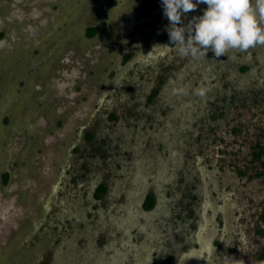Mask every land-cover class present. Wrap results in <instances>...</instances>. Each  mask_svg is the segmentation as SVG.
Wrapping results in <instances>:
<instances>
[{
    "label": "rangeland",
    "instance_id": "374dc122",
    "mask_svg": "<svg viewBox=\"0 0 264 264\" xmlns=\"http://www.w3.org/2000/svg\"><path fill=\"white\" fill-rule=\"evenodd\" d=\"M167 24L0 0V264H264V46L180 58Z\"/></svg>",
    "mask_w": 264,
    "mask_h": 264
},
{
    "label": "clouds",
    "instance_id": "9594fccd",
    "mask_svg": "<svg viewBox=\"0 0 264 264\" xmlns=\"http://www.w3.org/2000/svg\"><path fill=\"white\" fill-rule=\"evenodd\" d=\"M204 4L202 15L185 23L186 14ZM169 44L180 58L194 61L227 56L233 50L264 46V0H161ZM196 94L203 95V89Z\"/></svg>",
    "mask_w": 264,
    "mask_h": 264
},
{
    "label": "trees",
    "instance_id": "16d2710c",
    "mask_svg": "<svg viewBox=\"0 0 264 264\" xmlns=\"http://www.w3.org/2000/svg\"><path fill=\"white\" fill-rule=\"evenodd\" d=\"M97 30L98 28H93L89 31V36L93 37L97 34ZM7 179V178H6ZM5 179V180H6ZM154 204H155V200H154V197L150 196L147 201H146V204H145V207L146 209H152L154 207ZM262 220L264 221V213H263V216H262ZM261 260L264 259V256H261L260 258Z\"/></svg>",
    "mask_w": 264,
    "mask_h": 264
},
{
    "label": "flooded vegetation",
    "instance_id": "af4514ba",
    "mask_svg": "<svg viewBox=\"0 0 264 264\" xmlns=\"http://www.w3.org/2000/svg\"><path fill=\"white\" fill-rule=\"evenodd\" d=\"M257 154V153H256ZM256 154H255V157H256ZM263 205H264V200H263ZM263 213H264V207H263V210H262V213H261V216H263ZM261 256H264V254H261L260 256H259V258H261ZM264 260V259H263Z\"/></svg>",
    "mask_w": 264,
    "mask_h": 264
}]
</instances>
